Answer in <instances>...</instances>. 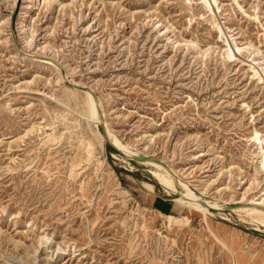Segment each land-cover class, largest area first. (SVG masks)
I'll return each mask as SVG.
<instances>
[{"label":"rangeland","instance_id":"1","mask_svg":"<svg viewBox=\"0 0 264 264\" xmlns=\"http://www.w3.org/2000/svg\"><path fill=\"white\" fill-rule=\"evenodd\" d=\"M263 160L264 0H0V264H264Z\"/></svg>","mask_w":264,"mask_h":264},{"label":"bare ground","instance_id":"2","mask_svg":"<svg viewBox=\"0 0 264 264\" xmlns=\"http://www.w3.org/2000/svg\"><path fill=\"white\" fill-rule=\"evenodd\" d=\"M87 99H88L87 101H88V109H89L90 117L94 121L95 120L99 121L98 106L96 105L97 103L91 93H88ZM113 145L123 154H126L128 156L129 155L139 156L138 154L132 152L128 147L121 144L119 141H113ZM146 157L147 159L142 160L140 162L146 166L148 165L154 168V171H153L154 176L162 185H164L165 187H170V188H176V187H180L183 189L188 188L189 185L187 186L185 184H181L182 182L179 183L177 181L178 179L176 180L174 178V171L173 170L170 171V169L172 168L166 166L163 162L156 161L154 158H150L148 156ZM263 165H264V160H263ZM192 196L194 198H197V200L200 199L202 201L199 202L195 200H189V199L182 198V199H177L176 202L182 203L186 205L187 208L196 210L197 212L202 213L205 216V219H207V215L212 216L213 211H222L225 208L223 205H221L220 203L216 201H210V202H208V200L206 201L204 199L205 198L204 194L198 195V194L193 193ZM240 211H242L243 213H247L250 217L256 220V222L262 223L264 225V210H258L257 208H253V209H244Z\"/></svg>","mask_w":264,"mask_h":264},{"label":"water","instance_id":"3","mask_svg":"<svg viewBox=\"0 0 264 264\" xmlns=\"http://www.w3.org/2000/svg\"><path fill=\"white\" fill-rule=\"evenodd\" d=\"M134 159H135V161H142V160L147 159V157L146 156H140V157H137V158H134Z\"/></svg>","mask_w":264,"mask_h":264}]
</instances>
